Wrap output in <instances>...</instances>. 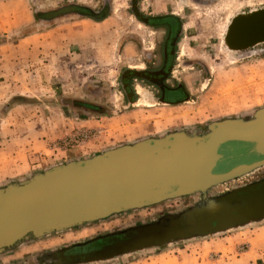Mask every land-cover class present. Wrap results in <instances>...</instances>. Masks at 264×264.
<instances>
[{
  "label": "rangeland",
  "instance_id": "374dc122",
  "mask_svg": "<svg viewBox=\"0 0 264 264\" xmlns=\"http://www.w3.org/2000/svg\"><path fill=\"white\" fill-rule=\"evenodd\" d=\"M114 1L109 17L94 22L61 14L71 0H0V186L55 166L45 168L55 154L67 150L204 129L210 122L264 107V45L248 57H236L223 45L232 18L264 7V0H202L203 5L171 0L185 17L186 29L179 49L186 56L176 61L175 73L182 78V62H195L184 67L191 99L177 107L150 101L155 105L151 108L130 106L121 82L130 67L145 62L151 46V39L145 38L154 29L140 25L128 0ZM149 95L142 97L149 100ZM30 155L38 161L31 162ZM33 166L38 167L35 172ZM263 178L264 168L214 193ZM192 201L167 202L27 243L0 257V264L28 262L44 252L182 209ZM108 264H264V223Z\"/></svg>",
  "mask_w": 264,
  "mask_h": 264
},
{
  "label": "water",
  "instance_id": "95a60500",
  "mask_svg": "<svg viewBox=\"0 0 264 264\" xmlns=\"http://www.w3.org/2000/svg\"><path fill=\"white\" fill-rule=\"evenodd\" d=\"M223 45L236 57L263 46L264 7L234 16ZM232 144L245 147L246 162L223 168ZM262 168L264 107L204 129L169 131L57 164L0 186V257L27 243L177 200L193 199L182 209L20 264H108L263 224L264 178L214 193Z\"/></svg>",
  "mask_w": 264,
  "mask_h": 264
},
{
  "label": "flooded vegetation",
  "instance_id": "af4514ba",
  "mask_svg": "<svg viewBox=\"0 0 264 264\" xmlns=\"http://www.w3.org/2000/svg\"><path fill=\"white\" fill-rule=\"evenodd\" d=\"M66 1L68 2V0ZM71 1L72 3L66 5L67 7L63 9L61 14H77L84 20L94 22H104L115 8L114 0ZM128 1L129 9L140 25L152 28L154 32L145 38L151 39L149 42L151 46L146 49L149 53L144 58L145 62L139 68L130 67L122 77L121 83L125 101L133 107L140 105L154 107L155 105L150 101L169 107H177L189 102L191 83L186 80L185 76L187 75L184 74V71L185 68L190 67L195 62L189 60L182 62L185 67H182V78H179L175 73L176 61L186 56L184 53H179L180 39H183L186 29L185 17L176 11L177 3L171 0ZM192 1L199 5L204 4L202 0ZM146 5L147 7H145ZM193 69L191 68V70ZM145 92L150 94L149 100L142 97ZM89 107H93V105H89ZM242 154H246L243 145H230L227 149L228 160L225 166L230 168L238 163L246 162L237 159Z\"/></svg>",
  "mask_w": 264,
  "mask_h": 264
},
{
  "label": "crops",
  "instance_id": "0c3cea01",
  "mask_svg": "<svg viewBox=\"0 0 264 264\" xmlns=\"http://www.w3.org/2000/svg\"><path fill=\"white\" fill-rule=\"evenodd\" d=\"M142 106H145V105H142ZM145 107L151 108V106H148V105H146ZM82 123H86V122L83 121ZM136 139H138V138H133L131 141L133 142V140H136ZM124 142H130V141H124ZM119 144H121V143H117V141H115V142H111V145H110V143H107L106 145H99V146L95 147L96 149H85V147H84V148H78L75 150H67L65 152L55 154L54 158L49 159V161H47V165L45 168L52 166V165L66 163L69 161L85 158L87 156L101 152L105 149L111 148V147L119 145ZM32 158H34V159H32ZM29 159L31 162H34L35 160L38 161L39 158L37 156L30 155ZM34 168H38V167L33 166L31 170H34ZM35 171L36 170H34L33 172H35Z\"/></svg>",
  "mask_w": 264,
  "mask_h": 264
},
{
  "label": "trees",
  "instance_id": "16d2710c",
  "mask_svg": "<svg viewBox=\"0 0 264 264\" xmlns=\"http://www.w3.org/2000/svg\"><path fill=\"white\" fill-rule=\"evenodd\" d=\"M223 168H227L226 166H224Z\"/></svg>",
  "mask_w": 264,
  "mask_h": 264
}]
</instances>
